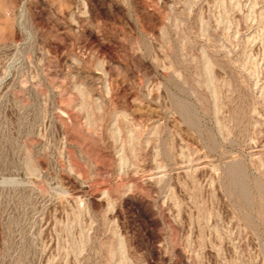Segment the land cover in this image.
<instances>
[{"label":"rangeland","instance_id":"obj_1","mask_svg":"<svg viewBox=\"0 0 264 264\" xmlns=\"http://www.w3.org/2000/svg\"><path fill=\"white\" fill-rule=\"evenodd\" d=\"M0 264H264V0H0Z\"/></svg>","mask_w":264,"mask_h":264}]
</instances>
